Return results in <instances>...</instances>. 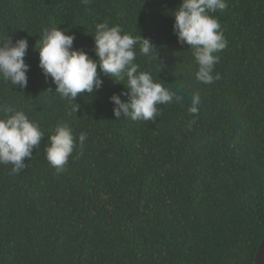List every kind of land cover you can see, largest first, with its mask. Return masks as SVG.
<instances>
[{"label": "trees", "instance_id": "obj_1", "mask_svg": "<svg viewBox=\"0 0 264 264\" xmlns=\"http://www.w3.org/2000/svg\"><path fill=\"white\" fill-rule=\"evenodd\" d=\"M180 2L0 0V36L26 38L30 66L24 89L0 79V104L45 131L22 172L0 164V264H254L264 238V0H226L214 14L228 45L211 85L195 79L191 49L173 32ZM105 20L150 39L157 56L137 45L136 63L182 97L158 106L155 121L116 119L109 98L126 89L102 73L75 113L39 67L44 27L74 34L73 47L97 59L91 33ZM58 123L87 133L60 174L45 155Z\"/></svg>", "mask_w": 264, "mask_h": 264}, {"label": "clouds", "instance_id": "obj_2", "mask_svg": "<svg viewBox=\"0 0 264 264\" xmlns=\"http://www.w3.org/2000/svg\"><path fill=\"white\" fill-rule=\"evenodd\" d=\"M88 3L89 0H82ZM226 0H181L172 15L173 32L177 42L187 44L197 65L195 79L205 85H211L220 79L214 74L219 62L217 53L223 51L228 41L221 28L219 19L214 15L227 8ZM93 59L83 49L73 47L75 36L58 25L44 27L39 33L34 49L39 54V67L46 79L51 78L55 91L64 100L71 103V111L77 112L80 105L75 98L82 94H92L103 85L101 73L122 83L126 91L113 93L109 98L113 103L116 119L122 116L132 121H155L160 105L173 101L180 103L182 97L165 87V82L154 79L151 72L140 70L136 63L137 45L139 54L157 56L156 47L150 39L140 35L133 36L119 25H111L107 20L95 25ZM26 38L15 41L9 34L0 36V79L10 82L14 87H27L29 64L25 62L28 50ZM99 67V73L97 71ZM126 80V83L124 81ZM52 92L51 90H47ZM127 99H121V97ZM200 93L194 92L190 115H196L201 105ZM195 120L187 122L191 128ZM45 131L40 124L28 116L23 109L14 105L0 104V164L11 165V174H19L28 167L25 158L32 159L33 149H38ZM87 139V133L78 137L66 123H58L45 146V155L56 174L65 170L69 157L74 150L81 149Z\"/></svg>", "mask_w": 264, "mask_h": 264}, {"label": "water", "instance_id": "obj_3", "mask_svg": "<svg viewBox=\"0 0 264 264\" xmlns=\"http://www.w3.org/2000/svg\"><path fill=\"white\" fill-rule=\"evenodd\" d=\"M254 264H264V238L258 246L256 255H255Z\"/></svg>", "mask_w": 264, "mask_h": 264}]
</instances>
